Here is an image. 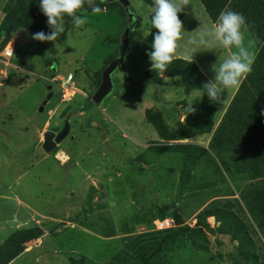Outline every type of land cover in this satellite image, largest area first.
<instances>
[{
    "label": "rangeland",
    "instance_id": "1",
    "mask_svg": "<svg viewBox=\"0 0 264 264\" xmlns=\"http://www.w3.org/2000/svg\"><path fill=\"white\" fill-rule=\"evenodd\" d=\"M129 1L138 23L129 34L127 73L115 71L112 91L80 111L118 54L124 7L0 0V264H264V234L240 198L247 186L264 185V171L228 176L209 146L264 30L246 29L247 52H233L238 64L219 46L194 51L210 69L211 86L178 59L144 71L168 51L143 58L140 42L149 36L150 52L159 53L158 30L168 28L174 9L166 0H155V10ZM188 36L180 33L184 53ZM204 37L217 45L212 32ZM4 46H12L13 57L1 55ZM67 72L77 92L62 100L52 77ZM255 78L264 89V72ZM65 119L69 133L57 153L46 152L42 133H57ZM248 194L263 208L264 188ZM163 211L175 226L159 231L153 222Z\"/></svg>",
    "mask_w": 264,
    "mask_h": 264
},
{
    "label": "trees",
    "instance_id": "2",
    "mask_svg": "<svg viewBox=\"0 0 264 264\" xmlns=\"http://www.w3.org/2000/svg\"><path fill=\"white\" fill-rule=\"evenodd\" d=\"M143 1L153 10L158 5L155 0ZM203 3L212 18L219 17V20L221 19L225 27H223V35L229 44V38L237 35V32L228 35L230 29H228L227 23L230 24L233 17L238 16V20L241 19L243 23H246L249 31L257 33L261 29L264 30V2L261 0H203ZM161 5L166 7L167 4ZM178 61V63L184 62L193 66L201 78L205 79L194 63ZM253 64L248 75L243 78V82L230 101L227 111L209 141L210 148H213L219 155L223 162L222 168L228 176L255 173L259 168L264 171V89L255 78L256 74L264 72V40ZM208 83L210 84V82ZM210 85L212 86V84ZM251 187L262 191L264 185L247 186L241 190L240 198L255 224L264 234V205L263 208L256 206V201L248 194ZM156 209L158 210L157 207ZM216 212L226 213L230 219L234 217L232 211L217 209ZM205 213L203 212L200 216H205ZM166 214L167 212L163 211L160 214L161 217L158 218H166ZM236 223L243 233V238L245 237L251 242L252 240L244 229L241 220L236 219ZM172 227L159 231L169 230Z\"/></svg>",
    "mask_w": 264,
    "mask_h": 264
},
{
    "label": "crops",
    "instance_id": "3",
    "mask_svg": "<svg viewBox=\"0 0 264 264\" xmlns=\"http://www.w3.org/2000/svg\"><path fill=\"white\" fill-rule=\"evenodd\" d=\"M170 3L173 7V14L172 17L173 21L166 29H159L158 32L160 33L161 41L163 42L162 49L157 54H151L150 52V43H149V36L143 38L139 45V55L143 58L152 59L156 58L159 54L168 51L166 57H163L161 60L154 62L150 65V67L146 69H157L158 66L161 64H165L167 62L173 61L175 59L183 60L187 62L194 63L199 71L203 73L204 77L207 79L208 82L211 83V77L209 75L210 69H205L201 66L199 62L198 55L194 53L198 47L202 46L204 50L208 49H215V46H219L222 49H225L226 52H229L228 57L231 58L232 62L238 64V58L240 54L234 55L233 52L242 51V53H246L247 50L244 47L243 42L246 41V38H243L244 33L247 29L246 23H243L241 19L238 20V16L233 17V20L230 21V24L227 23V27L229 31L228 35L232 32H237V35L231 36L229 41L223 35V23L221 19L212 18L206 9L203 0H166ZM264 2V0H261ZM148 5V4H147ZM149 6V5H148ZM150 7V6H149ZM175 7V8H174ZM151 8V7H150ZM227 10V9H226ZM254 10V9H252ZM151 11H153L151 9ZM237 13V12H236ZM166 16L162 15L161 22L165 19ZM226 27V28H227ZM152 26H148L147 29L150 32ZM225 28V27H224ZM186 32L189 34L187 40L189 42L188 49L184 52L180 49V33ZM214 34V38L216 40L217 45L209 44V37H204V34L211 33ZM194 33L199 34L200 41L198 42L196 38H194ZM204 37V38H203ZM205 39V42H204ZM149 50V52H148ZM206 56V55H205ZM245 55H241L243 58ZM211 58V56H209ZM240 57V58H241ZM68 73V72H67ZM161 75V74H160ZM128 81H126V84ZM128 85V84H127ZM148 110H155L157 109L154 106L146 107ZM144 109L143 113L147 110ZM160 111V110H159Z\"/></svg>",
    "mask_w": 264,
    "mask_h": 264
},
{
    "label": "water",
    "instance_id": "4",
    "mask_svg": "<svg viewBox=\"0 0 264 264\" xmlns=\"http://www.w3.org/2000/svg\"><path fill=\"white\" fill-rule=\"evenodd\" d=\"M107 2L118 1L125 9L127 14V23L121 33L120 42L118 47V54L112 58L103 68L101 72L100 83L92 95V100L86 102L83 106L80 107V111H85L92 106V103L100 104L103 99L112 91L113 89V80L112 74L115 71H120L123 74H126V68L124 65V59L128 51L130 50V40L129 34L134 25L138 23V19L130 8L129 0H106ZM15 58L17 60H22L23 56L16 54ZM50 85L48 89H50ZM52 96L51 91L47 94L46 98L43 100V105L47 103L48 99ZM40 107V110H42ZM70 131V122L68 119L64 120L63 127L57 133L52 130H45L43 135L42 148L49 153L55 154L58 152V144L67 136Z\"/></svg>",
    "mask_w": 264,
    "mask_h": 264
},
{
    "label": "built area",
    "instance_id": "5",
    "mask_svg": "<svg viewBox=\"0 0 264 264\" xmlns=\"http://www.w3.org/2000/svg\"><path fill=\"white\" fill-rule=\"evenodd\" d=\"M1 55L6 58H11L14 56V49L12 48V46H4L1 50ZM73 77L74 75L71 72H68L64 77H52L53 81L59 83V94L62 100L70 99L77 92L75 84L73 82ZM153 223L156 226V229H167L174 226L173 219L169 217L163 219H155Z\"/></svg>",
    "mask_w": 264,
    "mask_h": 264
},
{
    "label": "flooded vegetation",
    "instance_id": "6",
    "mask_svg": "<svg viewBox=\"0 0 264 264\" xmlns=\"http://www.w3.org/2000/svg\"><path fill=\"white\" fill-rule=\"evenodd\" d=\"M94 104H95V103H92V106H93ZM95 105H98V104H95ZM92 106H91V107H92ZM60 130H61V129H60Z\"/></svg>",
    "mask_w": 264,
    "mask_h": 264
}]
</instances>
